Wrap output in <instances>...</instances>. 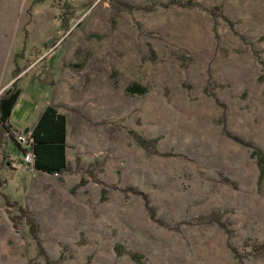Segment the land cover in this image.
I'll return each instance as SVG.
<instances>
[{"label":"rangeland","instance_id":"obj_1","mask_svg":"<svg viewBox=\"0 0 264 264\" xmlns=\"http://www.w3.org/2000/svg\"><path fill=\"white\" fill-rule=\"evenodd\" d=\"M119 1L0 0V97L20 91L9 123L22 132L55 107L69 167L16 164L0 128L16 168L0 163V264H45L38 246L55 264H138L128 252L145 264H264V176L250 157L264 155V0ZM133 82L148 91L125 93ZM212 213L227 234L197 221Z\"/></svg>","mask_w":264,"mask_h":264},{"label":"trees","instance_id":"obj_2","mask_svg":"<svg viewBox=\"0 0 264 264\" xmlns=\"http://www.w3.org/2000/svg\"><path fill=\"white\" fill-rule=\"evenodd\" d=\"M113 5H121L123 6L124 3H121L119 0H111ZM157 5V7L162 9H168L172 7L177 8H195L197 7L193 0H165L164 3H157L152 2L148 6H144L142 9H147L150 6L153 8ZM140 10V8H138ZM212 17H219L223 19V21L231 28L232 24L224 17L221 8L213 7L208 12ZM77 68V66H73ZM125 93L131 95H143L145 94L148 89L145 86H141L137 82L131 83L129 86L124 88ZM20 91L18 89L15 90H7L3 93L0 97V128L4 131V133L11 132L10 127L8 124V119L12 112L14 105L18 99ZM30 134V143L27 146V151L30 153L32 157L31 164L26 167L27 170H31L36 173L45 174L49 176H61L65 172L69 170L66 155H65V139H66V118L63 114L59 113L57 109L51 105L46 106L40 113L39 117L37 118L35 124L32 128L28 131ZM224 136L228 139H231L235 142H238L241 145H245L250 147L251 145L243 144L239 140L235 139L229 132L224 131ZM12 137V135H11ZM11 140L13 139L10 138ZM137 146L146 152H150L152 154L156 153V142L155 140H145L140 139L136 141ZM18 156L21 157L24 154L22 148H20L15 143ZM250 157L254 159L255 165L257 168V182L260 183L263 176H264V155L261 151L254 149L251 147ZM4 161V160H2ZM22 166L20 162V158L15 162ZM5 166H9L10 163L5 161ZM130 188L126 189V192H130ZM142 197L143 205L145 210L149 213L150 217H154V211L148 207V202L141 193H137ZM4 199V198H3ZM4 202L7 204L6 198ZM17 210L19 216L12 217L14 222L21 220L22 216L25 215L23 208L17 206ZM25 217V216H24ZM26 224L29 227V232L31 234H36L38 232L37 226L35 222L28 216H26ZM199 223L205 224H216L223 233H228V225L223 221H221V216L215 213L208 214L205 216H199L197 218ZM37 241V238H36ZM39 253H41V257L44 259L45 264H55V261H49L45 257L44 253L39 248ZM229 251L234 257H237L236 249L234 247L228 246ZM260 249V250H258ZM257 250H255V254L264 252V245L259 246ZM128 258L133 262L138 264H145L142 260V257L134 252H128Z\"/></svg>","mask_w":264,"mask_h":264},{"label":"built area","instance_id":"obj_3","mask_svg":"<svg viewBox=\"0 0 264 264\" xmlns=\"http://www.w3.org/2000/svg\"><path fill=\"white\" fill-rule=\"evenodd\" d=\"M13 134V141L16 143L20 148H22L24 151L23 156L20 157V162L22 164V167L26 168L28 167L32 162V157L30 156V153L27 151V146L30 143V134L27 131L25 134L22 132H16L12 131L5 133V136H11Z\"/></svg>","mask_w":264,"mask_h":264},{"label":"crops","instance_id":"obj_4","mask_svg":"<svg viewBox=\"0 0 264 264\" xmlns=\"http://www.w3.org/2000/svg\"><path fill=\"white\" fill-rule=\"evenodd\" d=\"M46 107V106H45ZM44 107V108H45ZM43 108V109H44ZM42 109V110H43ZM41 110V111H42ZM41 111H39L34 117H33V120L31 121V123H26L25 124V127H24V129L25 128H27L28 129V131L32 128V126L35 124V122H36V120H37V118L39 117V115H40V113H41ZM10 119L8 120V124H9V127H10V129L12 130V131H16L15 129H14V127H13V125H11L10 123ZM23 129V130H24ZM22 130V131H23ZM17 132V131H16ZM2 136H5V133H4V135H2ZM6 137V136H5ZM13 143L12 141H10V139L9 138H1V136H0V163L2 162V160H5L6 161V158L7 159H9L10 158V152H9V150L7 149V145L9 144V143ZM14 144V143H13ZM15 145V144H14ZM16 146V145H15ZM14 162H15V160H14ZM10 163V162H9ZM5 166V165H4ZM6 167V166H5ZM8 167V166H7ZM8 168H10V169H12V170H15L16 168L15 167H13L12 166V164L8 167ZM49 176V175H48Z\"/></svg>","mask_w":264,"mask_h":264},{"label":"water","instance_id":"obj_5","mask_svg":"<svg viewBox=\"0 0 264 264\" xmlns=\"http://www.w3.org/2000/svg\"><path fill=\"white\" fill-rule=\"evenodd\" d=\"M27 131H28V129L25 128V129L22 131V133L24 134V133H26Z\"/></svg>","mask_w":264,"mask_h":264}]
</instances>
